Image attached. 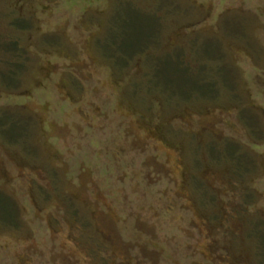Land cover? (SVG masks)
<instances>
[{"label": "rangeland", "instance_id": "1", "mask_svg": "<svg viewBox=\"0 0 264 264\" xmlns=\"http://www.w3.org/2000/svg\"><path fill=\"white\" fill-rule=\"evenodd\" d=\"M0 264H264V0H0Z\"/></svg>", "mask_w": 264, "mask_h": 264}, {"label": "trees", "instance_id": "2", "mask_svg": "<svg viewBox=\"0 0 264 264\" xmlns=\"http://www.w3.org/2000/svg\"><path fill=\"white\" fill-rule=\"evenodd\" d=\"M180 45V44H179ZM176 56H178V54L176 55ZM176 64H177V67L178 68H180V64L177 62V61H174ZM176 66V65H175ZM185 69H182V72L184 71ZM159 71V70H158ZM196 89H197V87H196Z\"/></svg>", "mask_w": 264, "mask_h": 264}]
</instances>
